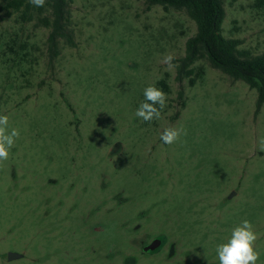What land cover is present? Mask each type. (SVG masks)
<instances>
[{"label": "rangeland", "instance_id": "1", "mask_svg": "<svg viewBox=\"0 0 264 264\" xmlns=\"http://www.w3.org/2000/svg\"><path fill=\"white\" fill-rule=\"evenodd\" d=\"M66 1L73 44L52 47L47 7L0 0V114L20 132L0 162V264H219L217 245L244 219L264 264L256 91L204 56L178 79L196 33L184 10ZM261 1L223 0L222 35L251 55L264 53ZM149 85L168 99L160 119L144 122L135 112ZM169 126L187 134L164 144ZM157 236L164 247L144 254Z\"/></svg>", "mask_w": 264, "mask_h": 264}, {"label": "trees", "instance_id": "2", "mask_svg": "<svg viewBox=\"0 0 264 264\" xmlns=\"http://www.w3.org/2000/svg\"><path fill=\"white\" fill-rule=\"evenodd\" d=\"M150 5H160L165 10L173 8L184 10L194 21L196 33L186 41L185 57L181 61L178 79L189 78L194 74L190 66L201 57H206L212 68L219 70L234 81H241L250 90L256 91V112L264 106V53L251 55L240 50L238 39L225 38L222 24L225 19L223 0H146ZM26 0H11L10 6L19 10L22 6L28 10L31 4ZM264 4V1H261ZM50 11L49 17L42 19L45 27L51 28L49 43L55 46L58 38L72 45L71 35L66 31L68 10L66 0H46L43 8ZM194 79H190L193 84ZM163 84V82H161ZM166 90L167 87L164 86Z\"/></svg>", "mask_w": 264, "mask_h": 264}, {"label": "clouds", "instance_id": "3", "mask_svg": "<svg viewBox=\"0 0 264 264\" xmlns=\"http://www.w3.org/2000/svg\"><path fill=\"white\" fill-rule=\"evenodd\" d=\"M28 2L37 8H43L46 0H28ZM171 55H166L163 59L168 68L174 67ZM144 101L140 103L135 112V116L144 122H151L154 119H160L161 110L166 106L167 94L155 85H149L144 89ZM181 134L186 135L182 128L169 126L164 129L160 139L164 144L172 145L176 143ZM20 132L16 128L9 129V117L0 114V162L9 158L10 150L14 147L16 139ZM258 239V233L255 231L253 223L244 219L239 225L231 230L230 238L226 243L217 245L216 252L219 264H256L259 259V252L255 250V242Z\"/></svg>", "mask_w": 264, "mask_h": 264}, {"label": "water", "instance_id": "4", "mask_svg": "<svg viewBox=\"0 0 264 264\" xmlns=\"http://www.w3.org/2000/svg\"><path fill=\"white\" fill-rule=\"evenodd\" d=\"M160 244H161V240L159 238L154 239L149 245L143 248V251L144 252L153 251L156 248H158ZM21 256L22 255L16 253H8L7 259L11 261V260L19 259L21 258Z\"/></svg>", "mask_w": 264, "mask_h": 264}, {"label": "flooded vegetation", "instance_id": "5", "mask_svg": "<svg viewBox=\"0 0 264 264\" xmlns=\"http://www.w3.org/2000/svg\"><path fill=\"white\" fill-rule=\"evenodd\" d=\"M157 238H159V239L161 240V244H160V246H159L158 248H156L155 250H153V251L144 252V251H143V248L146 247L147 245H149L154 239H157ZM165 243H166V241H165V238H164L163 236H157V237H154V238H152V239H151L146 245H144V246L142 247V252H143L144 254H148V255L156 254L158 251H160V250L164 247Z\"/></svg>", "mask_w": 264, "mask_h": 264}]
</instances>
